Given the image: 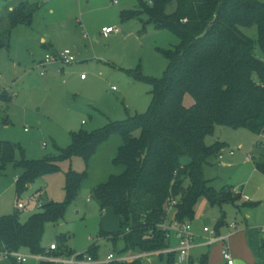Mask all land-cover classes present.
<instances>
[{
    "label": "trees",
    "instance_id": "16d2710c",
    "mask_svg": "<svg viewBox=\"0 0 264 264\" xmlns=\"http://www.w3.org/2000/svg\"><path fill=\"white\" fill-rule=\"evenodd\" d=\"M172 2L175 11L167 14ZM37 9V5L21 2L0 16V23H5L0 30V50L8 49L12 30L29 23ZM141 15L147 17L146 26L169 30L179 39L177 46L163 52L167 68L162 78L132 73L133 78L146 80L152 86L151 102L145 113L109 122L90 132L71 133L70 144L60 151L58 158L15 161L16 147L0 142V169L12 165L21 171L15 183L19 194L37 177L59 171L58 159L78 155L88 164L100 145L111 135H118L121 144L112 165L120 173L110 175L106 182L92 189L90 197L97 202L100 212L110 209L119 219L116 233L100 232V237L114 243L122 240L121 253L131 251L137 255L168 247V233L160 226L169 221V214L171 222L191 223L202 199L210 207L220 209L240 200V194L233 193L230 187L217 191L204 176L209 160L218 158L227 148L226 143L218 141L206 145L205 139L214 134L216 127L246 129L264 137V0H150V5L141 4L139 9L123 13L122 19L133 21ZM252 27L256 29L255 38L240 30ZM187 95L193 100L189 107L184 105ZM11 100L7 92H0V103ZM254 147L258 153L250 156L251 162L264 176V142L258 140ZM85 178L86 172H66L65 201L42 204L39 199L41 211L24 223L18 220V212L0 216V251L44 255L47 250L41 242L45 225L56 224L63 218ZM171 200L176 205L168 213ZM256 205L245 202L236 208L241 213L242 209ZM224 218L222 213L214 231L225 225ZM56 239L60 246L56 245L54 256L75 254L65 245L64 234ZM96 249L92 244L84 254L96 260ZM167 257L166 263L172 264L174 255ZM114 264L148 263L134 259Z\"/></svg>",
    "mask_w": 264,
    "mask_h": 264
},
{
    "label": "rangeland",
    "instance_id": "374dc122",
    "mask_svg": "<svg viewBox=\"0 0 264 264\" xmlns=\"http://www.w3.org/2000/svg\"><path fill=\"white\" fill-rule=\"evenodd\" d=\"M20 1L37 4L39 8L29 23L12 30L8 49L0 50V92L12 96L7 104L0 103V142L16 147L15 161L58 158L60 151L70 144L71 133L90 132L148 110L152 86L146 80L133 78L132 73L162 78L167 68L163 52L179 44L177 36L169 30L146 26L145 15L133 21L122 19L123 13L137 10L141 4L150 5V0H115L117 4L109 0H0V16L7 4ZM175 7L172 2L166 13H173ZM143 24L146 30L150 28L142 36L137 25L142 28ZM103 26L118 27L121 33L104 38L100 33ZM3 27L5 23L2 22L0 30ZM240 30L250 38L256 36L254 27ZM65 49L74 52L76 63L66 67L62 76L52 69L41 76L39 65L45 54ZM81 75L86 80H81ZM192 103V98L187 95L184 105L189 107ZM258 140L264 142V137L259 138L246 129L233 130L223 126L216 127L214 134L205 139L206 145L216 141L227 144L221 153L223 159L212 158L205 166V179L211 180L217 191L227 187L235 189L241 198L235 205L226 204L221 209L211 208L202 199L195 208L191 230L192 234L196 229L214 230L216 219L223 211L226 224L236 227V231L221 230V236L227 238L230 253V240L237 230L244 229L243 220L253 233L258 229L264 231V176L247 160L258 153L254 147ZM119 145L120 138L114 134L98 147L88 164L78 155L58 159L59 171L37 177L19 194L15 183L21 171L12 165L0 169V216L18 212V220L24 223L29 216L41 211L39 199L45 203L65 201L66 172H86L78 198L67 206L59 222L45 225L41 244L46 250L51 244L60 246L56 238L64 234L65 245L75 254H84L95 244L97 259L91 264H110L106 256L110 253L115 257L122 256L124 244L122 240L114 243L100 239L99 233H116L118 221L111 212L101 213L94 199L90 202L87 199L96 184L106 180L108 175L119 173L120 169L112 165ZM230 149L234 151L233 155H228ZM244 197L248 199L247 203L257 205L238 213L236 206L245 203ZM18 203L24 208L18 210ZM169 237L170 248H176L172 230ZM212 237L205 236L199 242L205 246L191 251L192 261L200 264L199 258L206 254L208 264H221L222 247L210 248L208 242ZM129 252H124L125 256ZM45 256L54 254L45 253ZM141 260L147 262V259ZM175 262L190 263L179 262L177 258ZM0 264L10 263L0 261ZM27 264H39V261L31 258Z\"/></svg>",
    "mask_w": 264,
    "mask_h": 264
},
{
    "label": "built area",
    "instance_id": "2783aa9c",
    "mask_svg": "<svg viewBox=\"0 0 264 264\" xmlns=\"http://www.w3.org/2000/svg\"><path fill=\"white\" fill-rule=\"evenodd\" d=\"M113 4H117V1L111 0ZM120 31L117 27H103L101 29V35L103 37H108L111 34H118ZM76 61V56L73 51L70 49H65L61 52H58L56 54H45L43 61L40 63L41 67V73L40 75H44L46 71L50 68H55L56 72H61L59 67H56V65L60 66H68ZM84 75H81V79H84ZM1 79V75H0ZM234 151L230 149L228 151V155H233ZM219 160L223 159V155L220 154L218 157ZM247 160H251V157H248ZM233 193L238 194L236 190H232ZM245 201H248L246 197L243 198ZM176 205L175 200H171L168 203L167 206V212L170 213L173 206ZM39 207H41V202H39ZM24 208V205L19 203L17 205V209L21 210ZM191 223L190 222H182L178 223L175 221H172L170 223L165 222L163 225L160 226V228L164 231H167L168 235L167 238H169V231L172 230L174 232V235L176 239L178 240V246L174 249H171L167 247L163 251L160 252H154V253H148V254H138L133 257V259H147L149 257H152L153 255H160V254H172L176 253L177 259H179V262L188 261L189 259V253L193 245L194 235L192 234L191 230ZM229 230H236L235 224L229 225ZM204 232L210 233L213 237L208 242V245H211L213 243L223 241L225 237L221 236H215L214 231H210L208 228L203 229ZM57 250V247L55 244H51L49 249L46 251V253L50 254ZM222 256L223 260L226 262V264H233L234 260L232 256L230 255L229 251L226 249V247L222 250ZM31 258H35L36 260L40 261H47L52 264H89L93 263L94 259L90 256H82L81 258L77 254H73L69 257H48L44 255H30L29 253H24L23 251H0V261H13L14 264H26ZM130 257H127L125 255L115 257L113 253H110L106 256V261L110 264L114 263H120V262H128Z\"/></svg>",
    "mask_w": 264,
    "mask_h": 264
},
{
    "label": "crops",
    "instance_id": "0c3cea01",
    "mask_svg": "<svg viewBox=\"0 0 264 264\" xmlns=\"http://www.w3.org/2000/svg\"><path fill=\"white\" fill-rule=\"evenodd\" d=\"M109 1L111 2V0H109ZM21 2H23V1H20V2H18L16 4H12V3L11 4L10 3L7 4L6 7H5V11L4 12H11L13 10V8L15 6H17ZM33 5H37V4H33ZM38 8H39V6H38ZM103 27H106V26H103ZM137 28H138V33L143 36V35L146 34L148 28H150V27H147V30L145 28V30L143 32H142V28H140L139 25H137ZM119 31L120 32L118 34H111V35H109L106 38H109L111 36H117V35H119L121 33V30L119 29ZM56 53H58V52H56ZM56 53H52V54H56ZM75 63H76V61H75ZM75 63H73V64H75ZM73 64H71V65H73ZM71 65H68V66H71ZM68 66L56 65V67H59L60 70H61V72H59V73L56 72L55 68H50V69H52L53 72L57 73L58 75H61L62 76L65 68L68 67ZM41 76H45V74L44 75H41ZM80 78H81V76H80ZM0 80H2V77H1ZM81 80H86V79L84 78V79H81ZM120 144H121V140H120ZM115 156H116V154H115ZM248 161L251 162V160H248ZM119 173H120V171H119ZM106 176H107V174H106ZM109 176L110 175L107 176L106 180L108 179ZM106 180H104L103 182H99L92 189H94L99 184H102V183L106 182ZM91 191H90V194H91ZM77 198H78V196H77ZM91 200H92L91 197H89L87 199L88 202H90ZM244 202H246V201H244ZM44 203L45 202H42V204H44ZM97 206H98V204H97ZM98 208H99V206H98ZM104 211H108V212H111L113 214V212L110 209H105L101 213H103ZM222 213H224V212L221 211V214ZM221 214L217 217L216 223H217L218 219L221 217ZM224 216H225V214H224ZM170 217L171 216L169 214V216H168V220L169 221H167L168 223H170L171 222L170 220H172V219H169ZM116 220L118 221V228H119V219L117 217H116ZM224 221H225V225H223L218 232L214 231L215 229L214 230H211V231H214L215 236H221V234H222L221 233V230L224 229V228H227L229 230V225L226 224L225 218H224ZM243 222H244V227H243L244 229L243 230H237V234L233 238H231V240H230V251H231V253L230 252L229 253H230V255L232 256V258L234 260V263L233 264H264V231L263 230L260 231L258 229V231H254V233H253V231H250V229L248 228L245 220H243ZM216 223H215V225H216ZM203 229H202V231H201V229H196V231L193 229L194 230V233H193L194 234V240H193V245H192V248L190 250V253L195 248H199V247L205 246V245H202V243H199V242L205 236H207V235L210 236V233L204 232ZM100 232H103V231H100ZM107 233H109V232H107ZM174 237H175V235H174ZM221 237H224V236H221ZM99 238L102 239L100 237V235H99ZM175 239H176V237H175ZM226 239L227 238L225 237V239L223 241H219V242H216V243L211 244L210 245V248L214 247L215 245H219L220 247H222V250H223L224 247H226V249L228 250L227 243H226ZM196 241L198 242L197 244L195 243ZM115 242H117V240ZM175 242L177 243V246H178V240L177 239L175 240ZM168 247L170 248V237L168 238ZM190 253H189V259H188V262H190L189 264H197L194 261H192V258L190 256ZM172 254L174 255V262L172 264H178V263L175 262V260L177 258L176 253H172ZM122 255H125V254H122ZM136 255H137L136 253L129 252L126 255L127 257H130L131 258V259H129L128 262H131L132 260H134L133 257L136 256ZM168 255L169 254H163L162 257H160L159 255H153L152 257H149L148 258L147 263L148 264H163V263L164 264H167L166 261L169 260V257H167ZM208 260H209L208 255H206V254L205 255H201V257L199 258L198 263H200V264H208ZM95 261L96 260L94 259V262ZM5 262H8V261H5ZM89 264H91V263H89ZM221 264H226V262L222 259Z\"/></svg>",
    "mask_w": 264,
    "mask_h": 264
}]
</instances>
